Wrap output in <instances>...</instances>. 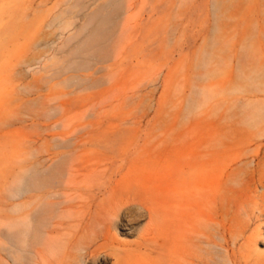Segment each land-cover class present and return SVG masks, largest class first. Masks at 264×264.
I'll return each mask as SVG.
<instances>
[{
  "label": "rangeland",
  "instance_id": "rangeland-1",
  "mask_svg": "<svg viewBox=\"0 0 264 264\" xmlns=\"http://www.w3.org/2000/svg\"><path fill=\"white\" fill-rule=\"evenodd\" d=\"M71 1L0 0V216L40 223L21 264H264V0L43 25Z\"/></svg>",
  "mask_w": 264,
  "mask_h": 264
},
{
  "label": "bare ground",
  "instance_id": "bare-ground-1",
  "mask_svg": "<svg viewBox=\"0 0 264 264\" xmlns=\"http://www.w3.org/2000/svg\"><path fill=\"white\" fill-rule=\"evenodd\" d=\"M85 2H86L85 0H74L71 1L70 4L66 3V5H64L65 7L61 8V10L55 15H53L51 19L45 20L43 25L47 27H51L53 30L59 28L62 29L68 28L75 19L76 13L77 12L79 13V11L84 8ZM60 17H62V19ZM109 18L110 15L106 12H100L98 14H95L91 18V20L97 21V25L95 27L94 35L91 38H89L85 42L86 44L83 46L84 52L87 51L98 52L99 47H101L102 49L103 41L106 37L105 33H106L107 23L110 20ZM49 176L42 179L39 177L38 178L34 177L32 184L34 186H40L42 183H45L49 179ZM14 208L15 209L12 210L14 216H9L5 212L0 216V220H1L0 227L2 229L0 234L1 236L0 252L3 253L1 255L4 258L11 260L13 264H21L23 259V253L25 252V248L31 242H35L38 238L37 228L40 226V223L39 220H36V222L32 224V226H29L28 225L29 223L25 222L24 215L21 212V205L18 204ZM79 259L81 260L82 256L81 258L79 257ZM83 259L81 260V262L83 261Z\"/></svg>",
  "mask_w": 264,
  "mask_h": 264
}]
</instances>
